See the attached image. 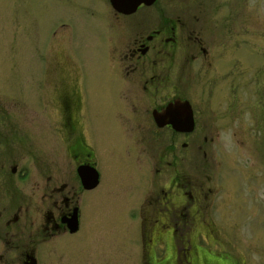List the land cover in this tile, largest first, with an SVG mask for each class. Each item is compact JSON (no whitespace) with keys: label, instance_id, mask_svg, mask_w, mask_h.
Returning <instances> with one entry per match:
<instances>
[{"label":"flooded vegetation","instance_id":"af4514ba","mask_svg":"<svg viewBox=\"0 0 264 264\" xmlns=\"http://www.w3.org/2000/svg\"><path fill=\"white\" fill-rule=\"evenodd\" d=\"M58 1L64 12L65 0ZM98 1L79 5L73 18H58L46 42L49 53L40 58V75L51 80L54 92L50 105L58 115V156L51 159L24 143L18 148L23 154L15 157L14 123L0 117V174L7 177L0 178V264H39V245L60 237L66 244L46 246L45 264H264V244L258 241L264 230L263 83L255 82L256 98L246 110L253 117L245 121L240 101L229 99L223 87L199 84L194 72L225 74L222 66L231 64L222 26L210 17L201 22L193 13L228 11L240 21L244 5L237 10L231 3L236 0H188L190 14L180 15L185 6L167 9L154 0L122 14L109 0ZM87 16L94 20H84ZM50 45H56L58 56ZM82 47L88 50L79 51ZM253 62L259 69V61ZM96 93L102 105L99 97L93 100ZM187 117L190 129L172 127ZM98 125L106 130L104 144L97 139ZM221 135L220 171L229 184L227 189L220 182L227 197L217 201L215 187L184 175L178 164L192 161L195 152L208 157L203 146ZM224 140L233 143L234 153L225 152ZM152 148L156 153H149ZM33 171L35 182L29 180ZM151 172L156 181L147 176ZM94 173L96 184L87 188ZM126 173L138 181L131 198L109 197L110 188L126 182ZM30 181L37 198L20 187ZM99 186L106 197L96 199L91 194ZM96 207H101L99 218ZM243 214L252 221L246 232L221 226L226 217ZM102 215L111 223L105 235H97L92 227ZM126 219L132 223L129 239L139 244L132 255H126ZM246 234L249 240L243 239ZM80 236L87 243H80ZM82 252L89 261L79 259ZM134 254L135 261L126 262Z\"/></svg>","mask_w":264,"mask_h":264},{"label":"rangeland","instance_id":"374dc122","mask_svg":"<svg viewBox=\"0 0 264 264\" xmlns=\"http://www.w3.org/2000/svg\"><path fill=\"white\" fill-rule=\"evenodd\" d=\"M191 1L193 2L194 0ZM212 1L221 4L220 0ZM88 3L99 4L100 2L98 0H65V11L62 12L60 11L62 4L58 0H0V117L10 118L14 123L13 141L16 145L15 157L23 154L18 148H25L26 145L24 143H27L29 148L33 151L41 153L51 159H54L59 154L60 143L57 135L58 115L56 109L54 110L50 105V102L53 103L55 100L53 96L54 92L50 84L51 80L48 79V81L45 82L40 75V58L42 56H47L49 53L48 50H46V42L51 40V28L55 21L62 17H64L65 20H67L66 18L68 17L73 18L75 14L78 15L79 5H88ZM161 3L168 6L167 9H171V6H185L183 8L184 13L179 14H190L186 10L189 8L186 5L191 4L188 0H161ZM231 3L233 8L237 10L244 7L240 21L236 18V14L228 11L220 13H205L204 11H199L193 13L201 22H204L205 18L207 20V18L210 17L217 25L220 24L222 26L226 33L224 39L221 38L226 47L224 54L225 56H229V64L231 65H228L227 68L222 66L225 74H218L204 69H199L197 71L196 68L194 72L195 77H200L199 84H208L210 88H215L214 90H217L219 86V88L223 87L222 91L229 99L230 96H232L231 98H234L236 102L240 101L239 106L242 107V115L246 121V117H253V113L246 110L251 101L256 98V93L254 91L256 80L258 79V81L262 82L264 85V70H262L264 66V0H236ZM211 4L215 5L214 3ZM242 4L244 5L243 7ZM84 20L93 21L94 19L87 16L86 18L84 17ZM235 22L236 24L234 25ZM66 23L70 28L74 26L78 27V24L75 22L66 21ZM85 32L86 31H84L79 38H82ZM215 40L217 52H219L221 43L220 38L215 36ZM55 44L57 45L58 43ZM56 45L50 46L54 48L53 53L58 56ZM86 50L88 49L84 47L79 49V51ZM53 53L50 55L55 56ZM65 56H67L66 53ZM81 56L88 55L86 52H82ZM251 58L252 60L256 58L259 61V69L254 67V62L252 64ZM263 85L261 87L262 90H264ZM97 97L100 98L99 105H102L104 99L99 93L93 96V100ZM228 98H224L223 100L228 101ZM47 102H49V104H47L46 109L43 103ZM248 124L251 126L250 119ZM229 125L235 126L234 124ZM219 126L223 133L227 131L223 124ZM93 127L94 126H92V128ZM96 129L99 131L97 139L104 144L106 139L105 128L102 125H98ZM222 136L223 135L220 136V139L208 144V146L207 144L203 146V149L209 154L205 159L202 158L199 152H195L192 161H187V159H185L178 164L180 165L178 168L181 169L184 175H189L195 180L202 182L204 187H215V199L217 201L220 197H227L223 191H219L220 182H222L227 189L229 184L225 178H223L222 181V177L225 174H222L220 171V144ZM226 136L228 138L230 137L229 131H227ZM224 143L223 148L225 152L229 153V148L231 153L235 152V147L231 141L224 140ZM149 153L154 154L156 152L152 148ZM5 161H7V159L3 158L2 163L4 164ZM241 164L243 167L245 161L243 160ZM201 170H203V172ZM33 173L34 175H31V179L29 180H34L35 182L38 176L36 172L33 171ZM151 174L152 172L147 176ZM133 175L135 174L126 173V182L118 186V188H110L108 196L115 198L126 194V199L129 197L131 198L135 185L137 186L138 184V181L134 179ZM113 176H115V174ZM1 177L3 181L7 179V177H3V174H0V178ZM14 179L15 177L12 178V180ZM152 179L156 181L157 177H152ZM31 181L29 184L20 183V187L25 191L24 194L26 196L37 198L40 196L37 190L32 189L33 194H31V188H29ZM143 184L145 186V182ZM144 186L141 190H144ZM135 191L136 193L138 192L137 187ZM91 195L96 199L106 197L102 186L94 190ZM246 200H249V195L246 196ZM100 210L101 207H96L94 216L97 215L99 218ZM91 212L92 211H90L89 214H91ZM229 215L233 216L232 213ZM211 216L213 218L212 213ZM245 217L248 216L244 215L240 219L226 217V220H222L221 226L225 223L223 228H236L240 230L241 233H244L247 229H251L252 223L251 220ZM214 218H216V215ZM101 219L102 220L98 222L96 226L92 227V231L97 235H105L109 229V223H111L110 218L105 215H102ZM131 228V220L126 219V255L130 253L132 255L133 251L139 249L138 241L132 242L128 237L130 236L128 230L130 231ZM71 239L74 240L76 238L73 237ZM243 239L249 240L250 234H246ZM79 241L80 243H87L85 236H80ZM258 241L259 244H264V230L258 238ZM65 244V239L62 237L40 244L39 264H45L43 255L44 250L47 248L46 246H62ZM245 249L247 251L248 260L252 263L254 259H252V254L250 253L251 248L246 247ZM79 255L81 256L79 258L80 260H90L88 253L82 252ZM136 256H138V254H136ZM133 257H135V254L132 258H126V262H134L135 260Z\"/></svg>","mask_w":264,"mask_h":264},{"label":"water","instance_id":"95a60500","mask_svg":"<svg viewBox=\"0 0 264 264\" xmlns=\"http://www.w3.org/2000/svg\"><path fill=\"white\" fill-rule=\"evenodd\" d=\"M153 1L154 0H109V3L111 5V7L116 12H119L122 14H129V13L133 12L139 4L142 3L145 5H149ZM171 125L174 129H178L182 125L183 126L186 125V127L188 126V129H190L191 128V119L189 117H187L180 124H171ZM95 184H96V175L94 173V175L90 177V184H85V185L87 188H92L95 186ZM70 231H73V230H70Z\"/></svg>","mask_w":264,"mask_h":264}]
</instances>
